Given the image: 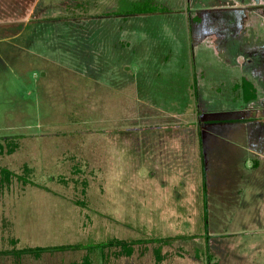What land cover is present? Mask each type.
Listing matches in <instances>:
<instances>
[{"label":"rangeland","instance_id":"1","mask_svg":"<svg viewBox=\"0 0 264 264\" xmlns=\"http://www.w3.org/2000/svg\"><path fill=\"white\" fill-rule=\"evenodd\" d=\"M136 1L0 0V264H264V0Z\"/></svg>","mask_w":264,"mask_h":264},{"label":"trees","instance_id":"2","mask_svg":"<svg viewBox=\"0 0 264 264\" xmlns=\"http://www.w3.org/2000/svg\"><path fill=\"white\" fill-rule=\"evenodd\" d=\"M164 9V7H161L159 5L158 2H156L155 0H139L136 1V3L134 2V4L132 5V7L128 10H125L123 12L120 13L119 16L125 18H129L130 15H135V16H143V15H154L156 13L162 12V10ZM166 9V8H165ZM167 10V9H166ZM240 88L244 94V100L246 102L255 99L256 95H255V88L252 85L251 82H246L243 81L240 85ZM11 173L9 171H7L6 169H2L0 171V184L4 185V184H9L10 180H11ZM202 176L204 177V171L202 169ZM204 188V187H203ZM47 249H42V248H37V249H30L27 252L30 253H34L38 254L41 252H45ZM24 252V251H22Z\"/></svg>","mask_w":264,"mask_h":264}]
</instances>
